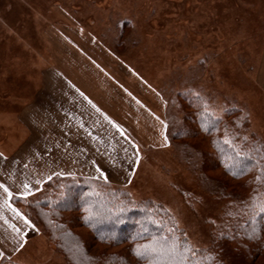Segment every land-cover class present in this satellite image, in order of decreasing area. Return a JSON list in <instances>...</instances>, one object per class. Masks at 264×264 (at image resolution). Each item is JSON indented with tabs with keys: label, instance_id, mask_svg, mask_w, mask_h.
Masks as SVG:
<instances>
[{
	"label": "rangeland",
	"instance_id": "1",
	"mask_svg": "<svg viewBox=\"0 0 264 264\" xmlns=\"http://www.w3.org/2000/svg\"><path fill=\"white\" fill-rule=\"evenodd\" d=\"M63 80L99 102L81 147L64 143L81 132L66 126L73 120L44 121L34 107ZM202 112L244 116L264 140V0H0V161L14 160L4 168L14 170L20 263L69 264L32 205L61 179L158 202L192 247L208 246L226 176L197 124Z\"/></svg>",
	"mask_w": 264,
	"mask_h": 264
},
{
	"label": "trees",
	"instance_id": "2",
	"mask_svg": "<svg viewBox=\"0 0 264 264\" xmlns=\"http://www.w3.org/2000/svg\"><path fill=\"white\" fill-rule=\"evenodd\" d=\"M207 115L200 113L197 124L226 176L214 189V197L224 201V208L215 225L209 222V245L192 247L170 212L158 202L134 201L127 191L95 180L61 179L49 184L32 205L41 211L44 231L67 263L264 262V213L259 210L264 204V140L248 129L244 116L215 120ZM200 116L206 120L203 129ZM236 152L243 155L236 156ZM156 242L164 246L163 251H145L158 247Z\"/></svg>",
	"mask_w": 264,
	"mask_h": 264
},
{
	"label": "crops",
	"instance_id": "3",
	"mask_svg": "<svg viewBox=\"0 0 264 264\" xmlns=\"http://www.w3.org/2000/svg\"><path fill=\"white\" fill-rule=\"evenodd\" d=\"M63 85L65 86V81L63 80ZM42 86H46V81L44 80L43 85ZM62 86L64 89H60L59 92L56 93V91L53 93H50V98H47V102L46 99H43V108L41 105L36 104V108L42 109L40 110H36V111H40L43 114V119L44 121L46 120H50V116L52 115V113H59V114H63L62 117H66L69 118L73 121L70 122H74V124L71 126V123H68L66 126L70 129L71 127H75V129H80L81 132L77 133L76 135L74 133V137L72 139L69 138L68 133H58L59 135V143L63 142L64 140L60 137H66L69 138L68 140H70L69 142H64V143H71L72 145L75 146H79L81 147V145L83 146L85 143H87V138H93L94 135H92L91 137L88 135L87 140H83L82 138V130L84 129L83 127H85L86 129H91L88 127H91L89 124H92L96 119H97V112H95L94 110L98 109L97 105L99 104V102L96 100L95 95H93V91H89L87 89H80V88H72L69 89L67 88V85L64 87ZM56 99V101H55ZM66 105L67 108V112L64 111L65 109L62 108V106ZM71 109L73 110V112L69 113L71 111ZM35 111V109H34ZM83 119H85V122H83ZM98 122V119H97ZM75 132V131H74ZM91 134V133H90ZM93 134V132H92ZM89 139V140H90ZM89 142V141H88ZM63 144V143H61ZM91 144V143H90ZM78 149V148H77ZM80 150V149H79ZM14 153H12V155L10 156L11 158L14 159L13 156ZM7 157H9V155H7ZM11 158H7V159H11ZM57 159H61L60 155L56 156ZM1 159V158H0ZM6 161V160H3ZM14 161V160H12ZM12 161H6L5 164H2L0 161V177L4 176V182L2 185L0 183V185H2V187H0V252L3 253V255H0V263L3 260V258H10L12 261L17 262L18 264H22L18 259L19 254V248L18 245L14 246V241L16 240V242L18 241V231L17 226L19 223V218L18 217H14V210L12 208V206L10 205V201H9V196L14 195V190H13V186L12 184L14 183V181L12 180V176H9L7 173L12 174L11 171H14L11 167L10 169L8 168H4L7 165H12V167L14 168V162ZM6 177L10 178V180H6ZM12 182V184H8V182ZM8 186V188H7ZM5 189H7V194L5 192Z\"/></svg>",
	"mask_w": 264,
	"mask_h": 264
},
{
	"label": "snow or ice",
	"instance_id": "4",
	"mask_svg": "<svg viewBox=\"0 0 264 264\" xmlns=\"http://www.w3.org/2000/svg\"><path fill=\"white\" fill-rule=\"evenodd\" d=\"M207 111V109H206ZM236 156H241L243 155V153L241 152H236L235 153ZM226 167H229V165H225ZM257 179H260L259 177H257ZM0 187H2V185H0ZM27 185H25V188L27 189ZM5 191H7V189H5ZM27 191L24 193V195H27ZM260 212L264 213V204H262L259 208ZM15 211V209H14ZM158 245H159V242H156ZM164 250V246L163 245H159L158 247H151V248H146L145 251L148 252V253H156L157 251H163ZM186 251H191L190 249H187ZM139 254H144V253H139ZM0 255H3L2 252H0Z\"/></svg>",
	"mask_w": 264,
	"mask_h": 264
}]
</instances>
